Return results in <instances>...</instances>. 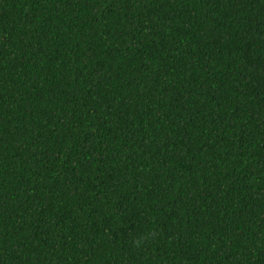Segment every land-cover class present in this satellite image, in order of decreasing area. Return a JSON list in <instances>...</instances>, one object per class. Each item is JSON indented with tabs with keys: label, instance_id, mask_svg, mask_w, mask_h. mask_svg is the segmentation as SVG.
<instances>
[{
	"label": "trees",
	"instance_id": "trees-1",
	"mask_svg": "<svg viewBox=\"0 0 264 264\" xmlns=\"http://www.w3.org/2000/svg\"><path fill=\"white\" fill-rule=\"evenodd\" d=\"M0 264H264V0H0Z\"/></svg>",
	"mask_w": 264,
	"mask_h": 264
}]
</instances>
